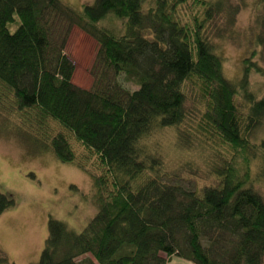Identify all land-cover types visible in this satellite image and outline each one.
<instances>
[{
	"label": "trees",
	"instance_id": "obj_1",
	"mask_svg": "<svg viewBox=\"0 0 264 264\" xmlns=\"http://www.w3.org/2000/svg\"><path fill=\"white\" fill-rule=\"evenodd\" d=\"M224 3L94 0L74 9L61 0H0V104L41 123L26 130L31 145L87 171L97 209L80 232L50 216L30 264H167L171 255L261 264L264 201L251 175L264 179V137L251 142L250 134L264 119V96L249 88L252 63L236 80L223 73L206 30ZM72 26L97 44L89 88L72 82ZM188 98L201 103L195 129L181 127ZM166 127L177 129V148L192 149L200 135L228 151L205 159L217 184L193 189L163 173L145 139ZM80 149L92 170L76 158ZM13 204L0 192V214Z\"/></svg>",
	"mask_w": 264,
	"mask_h": 264
},
{
	"label": "rangeland",
	"instance_id": "obj_2",
	"mask_svg": "<svg viewBox=\"0 0 264 264\" xmlns=\"http://www.w3.org/2000/svg\"><path fill=\"white\" fill-rule=\"evenodd\" d=\"M61 1L74 9L94 2ZM261 13L257 0H225L206 30L222 59V70L227 78L238 79L245 64L256 66L255 69L250 64L249 72V88L256 97L264 96V44L257 43L263 31L258 20ZM96 49L97 44L91 36L77 26L70 28L65 53L73 62L72 82L77 86H91L90 69ZM127 85L137 87L132 83ZM239 105L243 111L241 101ZM0 106H3L0 109V192L14 199L13 206L0 214V264L35 263L47 237L50 216L76 232L94 216L97 209L92 199V181L87 171L73 163L59 161L51 150L42 151L43 147L29 143L26 130L37 129L40 122L24 118L11 108L6 109V102ZM200 108V100L187 99V115L182 128L195 129ZM54 126L52 121L45 123L51 130ZM176 132L177 129L166 127L145 139L151 152L160 157L163 173L175 175L181 184L193 189L217 184L218 179L208 172L205 159L210 160L216 153L225 156L228 151L216 139L202 140L200 135L194 138L192 149L177 148ZM263 137L264 119L253 129L250 141L256 142ZM75 155L79 163L92 170L94 162L84 156L82 149L75 151ZM257 163L258 158L252 162L254 167L259 166ZM254 174L251 175L253 187L264 201V179ZM83 257L85 255L77 260ZM167 259V264H191L176 255ZM261 264H264V255Z\"/></svg>",
	"mask_w": 264,
	"mask_h": 264
}]
</instances>
